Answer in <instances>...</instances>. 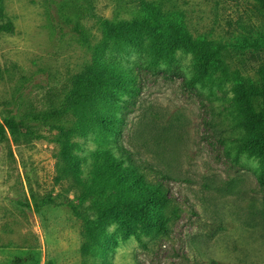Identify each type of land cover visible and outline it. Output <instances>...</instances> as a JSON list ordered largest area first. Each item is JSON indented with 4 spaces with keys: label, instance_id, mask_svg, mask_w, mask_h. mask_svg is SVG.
Listing matches in <instances>:
<instances>
[{
    "label": "rangeland",
    "instance_id": "rangeland-1",
    "mask_svg": "<svg viewBox=\"0 0 264 264\" xmlns=\"http://www.w3.org/2000/svg\"><path fill=\"white\" fill-rule=\"evenodd\" d=\"M15 33H0V123L7 109L27 131H7L0 147V264H264V184L260 158L237 140L236 98L241 83L260 86L264 66V10L255 0H4ZM183 24L194 45L183 44L156 69L147 47L104 40L106 21L118 24L149 10ZM100 47L107 59L137 77L141 93L118 142L96 133L73 134L74 154L87 178L98 149H126L145 180L171 197L170 234L139 241L115 221L103 249L83 255L84 221L70 208L44 205L75 200L57 180L58 131L32 116L69 94ZM217 51L194 88L185 80L202 57ZM255 106L259 109V103ZM72 123L67 117L60 122ZM35 196L34 197L32 196ZM95 219V215H90Z\"/></svg>",
    "mask_w": 264,
    "mask_h": 264
},
{
    "label": "trees",
    "instance_id": "trees-1",
    "mask_svg": "<svg viewBox=\"0 0 264 264\" xmlns=\"http://www.w3.org/2000/svg\"><path fill=\"white\" fill-rule=\"evenodd\" d=\"M264 10V0H255ZM104 40L110 41L114 48L130 44L136 48L147 47L154 59L156 69L163 61L172 60L176 51L183 45H194V40L185 31L183 24L164 15L160 9L149 10L140 20L114 24L106 21L103 27ZM0 33H15V25L6 11L4 0H0ZM264 40V34L261 35ZM217 51L201 58L199 72L190 80H185L189 89L202 80ZM263 77L260 86L241 83L238 86L236 103L240 117L238 127L247 130L248 135L237 140L260 158L262 173L260 183L264 184V66L260 71ZM72 91L53 102L49 111L32 116L36 122L55 127L60 144L59 160L63 168L57 180H66L70 190L75 192V200L57 202L52 197L43 198L44 205H61L84 221L85 237L83 255L99 253L103 249L102 240L106 238L107 227L115 221L122 224L126 235H134L141 241L147 233L169 235V222L176 211L166 214L171 206V197L163 184L153 185L145 180L141 166L132 160L129 152L121 148L117 157L112 148L98 149L87 178L81 177V167L74 154L73 134L96 133V140L118 142L126 117L137 105L141 90L137 77L127 72L119 63L112 62L96 47L93 63L87 71L73 81ZM259 103L257 110L255 102ZM7 117L0 123V147L7 131L11 133L27 131L26 120H19L15 110L7 109ZM67 117L70 128L60 125ZM35 199V196L32 195ZM95 219H90V215Z\"/></svg>",
    "mask_w": 264,
    "mask_h": 264
}]
</instances>
